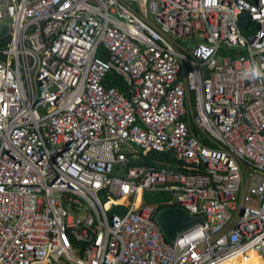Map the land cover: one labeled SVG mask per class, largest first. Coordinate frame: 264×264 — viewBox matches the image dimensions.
I'll return each mask as SVG.
<instances>
[{
	"label": "built area",
	"instance_id": "2783aa9c",
	"mask_svg": "<svg viewBox=\"0 0 264 264\" xmlns=\"http://www.w3.org/2000/svg\"><path fill=\"white\" fill-rule=\"evenodd\" d=\"M2 24L0 264H264V0H0ZM151 191L204 222L168 241Z\"/></svg>",
	"mask_w": 264,
	"mask_h": 264
},
{
	"label": "water",
	"instance_id": "95a60500",
	"mask_svg": "<svg viewBox=\"0 0 264 264\" xmlns=\"http://www.w3.org/2000/svg\"><path fill=\"white\" fill-rule=\"evenodd\" d=\"M240 26L243 31H246L250 19L248 14L240 17ZM10 26L8 24L0 25V45L7 44L10 39ZM157 222L168 241H175L176 237L191 226L203 223L204 219L201 217H192L187 211L180 207L168 208L160 211L157 216Z\"/></svg>",
	"mask_w": 264,
	"mask_h": 264
},
{
	"label": "trees",
	"instance_id": "16d2710c",
	"mask_svg": "<svg viewBox=\"0 0 264 264\" xmlns=\"http://www.w3.org/2000/svg\"><path fill=\"white\" fill-rule=\"evenodd\" d=\"M112 80H113L112 81L113 84H111L112 86L122 91L125 90V85L119 79L112 76ZM134 166L147 168L148 170L170 169V170H176L179 172L186 173V171L179 166L173 152L170 153L150 152L147 156H142L140 160H138V162L134 163ZM147 198L149 200V196H147ZM178 206L179 205L174 202L173 204L170 205H163V204L159 205L157 208L158 211H163L164 209L174 208ZM73 243H75V245L79 247H83V245L78 242L73 241Z\"/></svg>",
	"mask_w": 264,
	"mask_h": 264
},
{
	"label": "rangeland",
	"instance_id": "374dc122",
	"mask_svg": "<svg viewBox=\"0 0 264 264\" xmlns=\"http://www.w3.org/2000/svg\"><path fill=\"white\" fill-rule=\"evenodd\" d=\"M149 194L150 205L157 208L159 205H170L175 202L172 193L164 191H151ZM111 204H107L109 207Z\"/></svg>",
	"mask_w": 264,
	"mask_h": 264
},
{
	"label": "clouds",
	"instance_id": "9594fccd",
	"mask_svg": "<svg viewBox=\"0 0 264 264\" xmlns=\"http://www.w3.org/2000/svg\"><path fill=\"white\" fill-rule=\"evenodd\" d=\"M261 77H264V71L255 63H250L249 67L242 73V79L246 80H255Z\"/></svg>",
	"mask_w": 264,
	"mask_h": 264
},
{
	"label": "crops",
	"instance_id": "0c3cea01",
	"mask_svg": "<svg viewBox=\"0 0 264 264\" xmlns=\"http://www.w3.org/2000/svg\"><path fill=\"white\" fill-rule=\"evenodd\" d=\"M149 193V192H148ZM146 194V203L148 204V205H150V202H149V200H148V198H147V196H149V194ZM174 202L172 201V204H173ZM176 203V202H175ZM151 206V205H150ZM153 207V206H152ZM158 209V208H157ZM160 211H158V213H159Z\"/></svg>",
	"mask_w": 264,
	"mask_h": 264
},
{
	"label": "bare ground",
	"instance_id": "6f19581e",
	"mask_svg": "<svg viewBox=\"0 0 264 264\" xmlns=\"http://www.w3.org/2000/svg\"><path fill=\"white\" fill-rule=\"evenodd\" d=\"M122 204H125V203L122 202ZM115 205H116V204H115ZM115 205H114V207H115ZM114 207H113V208H114ZM229 264H242V263H241V260H238V261H235V262H233V263H229Z\"/></svg>",
	"mask_w": 264,
	"mask_h": 264
}]
</instances>
